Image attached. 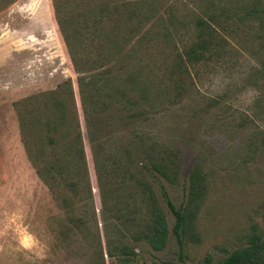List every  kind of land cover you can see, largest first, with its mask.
<instances>
[{"label":"rangeland","instance_id":"1","mask_svg":"<svg viewBox=\"0 0 264 264\" xmlns=\"http://www.w3.org/2000/svg\"><path fill=\"white\" fill-rule=\"evenodd\" d=\"M61 1L64 12L77 13L76 0ZM150 1L172 25L155 21L140 51L114 63L127 44L102 64L86 37L75 44L83 54L72 63L52 0H0V264H204L206 255L216 264L243 247L250 232L264 231V32L255 22L229 20L218 55L174 64L205 3L241 0ZM123 67L137 71L148 88L152 107L141 116L126 117L131 111L104 95L120 83ZM45 92L66 107L52 144L41 124L50 102ZM30 133L43 138L39 163L63 162L64 182L75 190L56 177L50 191L38 177L22 139L31 146ZM153 143L177 151L175 183L139 159ZM194 165L205 189L179 254L165 200L176 208L185 203ZM119 166L144 175L156 195L169 230L159 251L133 238L144 206L134 185L122 182Z\"/></svg>","mask_w":264,"mask_h":264},{"label":"trees","instance_id":"2","mask_svg":"<svg viewBox=\"0 0 264 264\" xmlns=\"http://www.w3.org/2000/svg\"><path fill=\"white\" fill-rule=\"evenodd\" d=\"M61 2V0H52L54 17L72 63L81 59L80 55L83 54L80 52L82 49L77 51L75 48V44L82 43L81 37H86L88 45L94 48V61H99L102 64L110 61L113 53L121 52L123 47L129 44L124 54L114 60V63H119L125 56L128 58L140 51L144 38L149 34V29L155 21L160 25L168 23L170 26L172 25L170 15L157 14L155 3L150 0L145 2L143 0H122L119 4H110L107 0H76L77 13L75 12L73 16L62 10ZM92 2H94L93 6L90 7ZM203 9L200 15L194 16L193 37L176 53L174 64H196L218 55L221 51V45L218 42L222 40L219 33L228 30L223 23L229 20L241 23L255 22L257 28L264 32V0H241L231 5L228 3V6H219V1L216 3L210 1L205 3ZM117 31H119V35H116ZM164 35L170 36V31H166ZM105 75L102 80H104V88L108 89L109 80ZM119 80L120 83L112 89H108L104 95L115 98L121 106L130 110L131 112H128L126 117L141 116L152 107L148 88L139 79L137 71L124 68V74L119 77ZM94 94L92 93L93 96ZM43 96L45 104L49 97L50 102L45 105L48 114L43 117L41 124L47 130V142L52 144L58 125H61L66 118L65 101L62 98H54L53 92H45ZM32 97L25 98L23 102L29 101ZM141 104L146 105V110L139 107ZM30 134L32 136L31 146L28 145L25 138L22 137V139L27 156L38 177L50 191L57 185L55 184L56 177L61 179L67 188L73 187L75 190L73 182L68 180L64 182L63 174H65L67 166L63 162L53 159L47 165L39 163L44 156L43 138L41 134ZM139 155V159L144 160L149 171L151 170L170 184L176 182L178 166L175 149L165 144L153 143L147 148L141 149ZM118 170L121 171L124 184L130 182L134 185L144 206L145 220L133 238L144 240L154 251L161 250L166 245L169 230L165 215L150 183L144 178V175H137L127 166H119ZM204 189L203 173L197 165H194L188 175L185 203L176 208L169 199L165 200L174 217L171 231L175 236L179 254L183 253L182 236L187 232L191 233L196 202L204 194ZM63 203L67 205V200H63ZM68 203L70 202L68 201ZM66 219L70 222L76 221L78 224H83L81 218H75L72 215L67 216ZM203 262L212 264L209 255L204 257ZM216 264H264V231L250 232L246 236L243 247L231 251Z\"/></svg>","mask_w":264,"mask_h":264}]
</instances>
